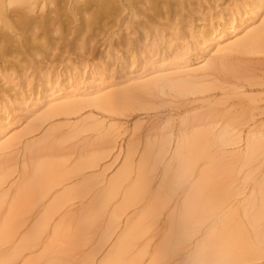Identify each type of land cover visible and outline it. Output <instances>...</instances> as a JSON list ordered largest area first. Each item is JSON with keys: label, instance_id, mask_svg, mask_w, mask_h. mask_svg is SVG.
Masks as SVG:
<instances>
[{"label": "rangeland", "instance_id": "rangeland-1", "mask_svg": "<svg viewBox=\"0 0 264 264\" xmlns=\"http://www.w3.org/2000/svg\"><path fill=\"white\" fill-rule=\"evenodd\" d=\"M64 1L0 57V264H264V4Z\"/></svg>", "mask_w": 264, "mask_h": 264}, {"label": "bare ground", "instance_id": "bare-ground-1", "mask_svg": "<svg viewBox=\"0 0 264 264\" xmlns=\"http://www.w3.org/2000/svg\"><path fill=\"white\" fill-rule=\"evenodd\" d=\"M81 1H82L81 5L83 7H81V8H78V7L74 8L73 7L71 10L72 11L76 10V12L80 11L82 13H85L83 11L92 10L91 11L92 14H90V15L96 16V15H98V13H106V14L107 13H111L115 9V7H113L112 4H111V2H112L111 0H81ZM63 2L65 3L66 1H64V0H0V57L4 58V56L6 57L8 54L11 55L14 52H17L19 54H23L25 56L27 54V51L21 50L20 47L23 46V45H25L27 48L29 47L30 40L28 41V38L31 39V37H33L32 39H36V37H38L40 35L44 36V35L50 33L51 30L53 31V29L50 30L49 27H51V25H53V26L56 25L60 21L61 13L59 12V10L61 11V8H64V7H62L63 6ZM77 2H78V0L74 1L75 4ZM262 4H264V1L259 0L258 3L255 5V7L259 9L260 5H262ZM50 6H53V7L51 8ZM254 9L255 8H253L252 10H254ZM64 10H66V9H64ZM37 11H39V14H37ZM80 12H79V15H80ZM63 13H64V11H63ZM77 13H75V14H77ZM81 16H82V14H81ZM95 18H97V17H95ZM86 24H89V23H86ZM15 30H18L17 32L20 33L19 37L22 38V41L20 43L17 42V39L19 37H16L15 36L16 34L12 33ZM28 32L34 33V34H32L33 36L31 35V37H29L28 34H27ZM19 33H18V35H19ZM219 38H218V40H219ZM261 40H264V23H262L259 27L254 29L252 32H250L248 34V36H246L244 39L240 40L238 43L237 42H235V43H237L242 48V47L250 46L251 44H254V43H255L254 46H256V43L261 41ZM30 44L33 45L32 42H30ZM218 44H219V42L217 43V45ZM232 46H236V45L233 44ZM257 46H258V44H257ZM259 46H258V48H259ZM236 47H234V48H236ZM28 54H29V52H28ZM210 62H209V64H210ZM211 65L215 66L214 64H211ZM211 65L209 67H212ZM159 81H167V78H162V79L156 80V81L154 79V81H152V82L150 80V82L148 81L147 84H142V85H140V84L133 85V86L131 85V86H129V88L126 87V90L125 91L123 90V91H124V93H131V92H134V91L143 90V89H146L147 87H149V86H151L153 84H158ZM181 82H182V80H181ZM183 83H185V82L183 81ZM180 85H181V83H180ZM122 92H119L120 95L123 94ZM97 94H98V92H95L94 93L95 97L93 96V98H90V100L89 101L87 100V102L88 103L91 102V103H94L95 105L96 104L99 105V104L103 103V101L106 102V101H108L109 99L113 98L116 95L115 93H111V94L109 93L106 97H104V96L101 97L99 94L98 95ZM63 107L61 106V107H58V108H61V109H59L61 111L63 109ZM59 110H56V111H59ZM180 149H182V145H181V147L179 145L177 147V150H175V157L176 158L181 157L180 156V152H181ZM116 179H118V177ZM21 188H20V191H21ZM18 194H19V192L17 193L16 196L19 197ZM21 196H22V194L20 195V197ZM15 199H16V197H15ZM14 200H13V202H15ZM16 200H18V199H16ZM17 202L18 201H16L15 204ZM15 204H12V205L14 206ZM19 204L20 203L18 202V207H19ZM13 206H10L9 209H11V207H12L11 213L14 212L13 213V215H14L15 213H17L16 210H18L19 208L17 209V205H15L14 207ZM8 213H10V212L8 211ZM245 214H246V212H245ZM9 216L11 217V214ZM9 216H8V218H9ZM7 219H5V221H3V223L1 222L2 224H0V228H1V225H2V228L0 229V232H1V234H0V243H3L4 239H5V241L8 240V238H6L4 236L8 237L9 233L12 236V232H10L12 230V228L10 229V227H12V226H10L12 224L11 223L12 220H10V221L8 220L6 222ZM7 228H9L10 230L7 231ZM3 230H4V232L7 231L8 234L6 232L3 233ZM26 234H28V232ZM36 235H38L37 234V230L35 228H33L32 230H30V232H29V234L27 236L25 235V242H27L28 240L36 237ZM1 240L3 242H1ZM201 244H203V243H201ZM200 248H201V246H200ZM201 251H202V249H201ZM198 254H200V253H198ZM197 257H199V255ZM202 257L203 256L201 255L200 258H202ZM195 260H197V259H195ZM0 263H2V262L0 261ZM201 263L202 262H200L199 264H201Z\"/></svg>", "mask_w": 264, "mask_h": 264}]
</instances>
